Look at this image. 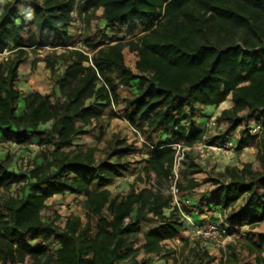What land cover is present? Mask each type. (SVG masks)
<instances>
[{
  "label": "trees",
  "instance_id": "1",
  "mask_svg": "<svg viewBox=\"0 0 264 264\" xmlns=\"http://www.w3.org/2000/svg\"><path fill=\"white\" fill-rule=\"evenodd\" d=\"M72 9L82 17L90 55L69 48ZM99 10L109 38L98 29L85 32ZM126 25L127 33L140 32L118 38ZM42 47L53 48L43 59L51 89L23 93L16 86L18 67L29 50ZM4 48L12 54L0 63L2 137L38 149L15 165L10 155L0 157V264L170 259L167 241L182 239L186 224L167 192L172 144L189 147L202 140L207 128L198 123L200 106H217L229 95L231 106L215 118L226 128L210 141L231 140L237 151L254 147L260 168L250 161L227 164L211 189L192 198L201 183L189 176L200 166L189 151L181 172L185 183L177 186L183 211L195 221H201L196 212L217 208L229 234L246 228L241 250L253 256V264H264V233L253 231L264 222V0H3L0 52ZM125 50L135 53L134 68ZM108 108L107 117H123L145 142L137 146L116 137L97 158L96 146L75 138L93 126L100 137ZM257 124L262 130H255ZM137 150L143 154L141 175L153 183L113 195L108 186L128 169L125 156ZM64 194L80 198L84 216L70 214L60 225L59 214L44 212L49 198ZM144 221L153 227L138 243ZM193 243L187 264L238 263L232 245L217 259L201 240Z\"/></svg>",
  "mask_w": 264,
  "mask_h": 264
},
{
  "label": "rangeland",
  "instance_id": "2",
  "mask_svg": "<svg viewBox=\"0 0 264 264\" xmlns=\"http://www.w3.org/2000/svg\"><path fill=\"white\" fill-rule=\"evenodd\" d=\"M100 15L101 11L99 10L90 19L88 26L86 24L85 32L92 33L94 30L98 29L102 32L105 31L107 37L109 38L112 36V33L109 30L105 29L104 20L100 17ZM70 28L72 32L76 31V27L71 26ZM126 28H128L127 25L123 27L122 32L117 34L118 38L127 40L140 32V29H134L132 33H127ZM40 54L41 52L39 50H29L28 58L31 62L29 71H27V74L21 79V84L19 80L16 81L18 85H21L22 90L29 87H33L38 90H45L51 84L49 80V71L45 68V62L43 60L46 54L44 56H41ZM124 57L126 63L134 68V64L136 61L135 53L125 50ZM33 63H35L34 68H32ZM25 64L26 63H24V65ZM59 67L62 68V65ZM109 112L110 109L108 108L104 114V119L101 122V130L103 131V134H101L100 137H97L100 130L99 126H93L89 133L75 138V143H81L87 146H96L98 148V151L95 153L97 158L103 156L104 153L102 150L105 148L107 141L110 139H114L117 137L119 139L126 140L127 143H137V146H140L141 143L137 135L134 134L129 124L123 117L119 116L109 118L107 117V114ZM213 115L214 114H204L202 115V118L207 120L206 124L212 119L215 122L216 117H212ZM206 124L205 127L210 130L207 134L208 140H211L213 137L215 138L216 136L220 135L226 128L224 125H218L216 123H214L211 128H208ZM37 149L38 147L34 143L28 145L26 148H23L16 142L5 141L2 137V132L0 131V157L10 155L13 158L14 165L15 160H18L20 158L25 159L28 156H34ZM255 154L256 149L252 146H248L238 151L234 149L231 153L228 154L210 157L201 164L196 161L194 157L195 161L198 162L200 169L194 175H190L189 177H194L201 183V185L196 188V191L194 192L192 198H197L202 191L211 189L213 187L211 181L212 178L215 177L217 173L222 172L224 166L227 164L239 166L243 162H246L250 159L252 160L251 162L254 168H260V164L256 160ZM125 160L127 162H130L128 169L120 178L116 179L112 184L108 186L113 195L125 194L126 192H128L132 185L136 189H139L145 186H149L151 183H153V180H151L150 182L147 179L144 180V177L141 175L142 163H140V160H143V154L140 151L137 150L131 152L130 154H127L125 156ZM137 176H142L143 179H137ZM126 177L128 179H125ZM181 182L185 183V179L182 175ZM10 193H15V186L11 188ZM77 200H80V198H76L73 194L55 195L48 199L47 203L50 205V208L45 210L44 214L49 217H54L55 214H59L60 218L56 222L60 225L63 224L65 218L70 214L79 215L83 218L84 211L80 207ZM193 212L195 213V210ZM204 212L205 209H203L202 213L196 212L195 214L198 217V215H201ZM215 217H205L203 219H200L201 221L199 223L207 224L214 221L213 219H215ZM152 227L153 225L149 222L144 221L141 223L139 233L137 234L138 243L141 242L144 232L151 229ZM245 231L246 228H243L239 232L231 233L225 237L208 239L193 234L191 229L188 228L185 224L183 226L182 239L181 237H178V240L173 239L171 241H167L168 248H171V250L173 251V253L171 254L172 257L170 259L153 257L151 264H187L189 250L192 246H194L193 242L198 239L201 240L202 248L207 250L210 255H214L217 259L224 254H229V252H231V249H229L228 246L232 245L235 247V251L239 257L237 264H253V256H249L246 251L241 250L242 236ZM253 231L264 233V222L260 223L258 227H256ZM23 264H30V260H26Z\"/></svg>",
  "mask_w": 264,
  "mask_h": 264
},
{
  "label": "built area",
  "instance_id": "3",
  "mask_svg": "<svg viewBox=\"0 0 264 264\" xmlns=\"http://www.w3.org/2000/svg\"><path fill=\"white\" fill-rule=\"evenodd\" d=\"M3 1V0H0ZM71 16L74 18V27H76V31L72 32V40L73 45L69 48H73L76 50L81 51L84 54L90 55V53L87 52V48L84 44V23L82 21V17H79L77 15V12L75 9H72L70 11ZM53 48L50 47H42L39 49L41 52V56H44L45 54L52 51ZM65 48L59 47L58 50H64ZM12 54V50L9 48H4L0 52V63H4L9 60L10 56ZM214 120H210L206 126L208 128H211L212 125H214ZM130 126V125H129ZM131 130L133 132H136V130L131 127ZM263 126L261 124H257L255 126L256 131L262 130ZM210 130L207 129V133L203 137L202 140L196 142L192 146H183L179 143H173L172 147L175 150V156L173 165L171 168V175H170V184L167 189V192L171 195V203L173 206H175L181 215L182 220L186 223L187 227L191 229L193 234H196L198 236H202L204 238L208 239H215V238H221L228 236L229 233L227 231V225L221 221L214 220L212 222H209L207 224H201L197 221H195L192 216H190L188 213L183 211L182 204H183V196L181 191L179 190L177 183L181 182V172L183 168V161L185 160V155L187 152L193 153L195 156L196 161H198L200 164L204 163L207 159L210 157H215L222 154H228L231 153L235 149V145L231 140H225L223 142H217V141H210L207 139V134ZM137 137L139 138V141L141 143L145 142L143 138L139 135V133H136ZM125 179H128L127 177ZM188 235V234H187ZM244 235V234H243ZM178 240L177 238H175Z\"/></svg>",
  "mask_w": 264,
  "mask_h": 264
},
{
  "label": "crops",
  "instance_id": "4",
  "mask_svg": "<svg viewBox=\"0 0 264 264\" xmlns=\"http://www.w3.org/2000/svg\"><path fill=\"white\" fill-rule=\"evenodd\" d=\"M24 63H26L25 65H24ZM30 59L27 57V59L23 62V63H21L20 65H19V67H18V79L17 80H19L20 81V84H21V79L27 74V71H29V67H30ZM43 63V62H42ZM16 86L23 92V93H28V92H31V91H39V92H41V93H48L49 91H50V89H51V84L49 85V87L48 88H46L45 90H38V89H36V88H31V87H29V88H27V89H23L22 90V87H21V85H18L17 83H16ZM225 103V104H224ZM231 100H230V95L227 97V99L225 100V101H223L222 103H220L219 105H217V106H212V105H210V106H200V118L198 117V123H199V125L201 126V127H204L205 126V124H206V119H204V118H202V115H204V114H208V115H210V114H214L212 117H216V116H218L219 114H220V112L223 110V109H225V108H229L230 106H231ZM204 121H205V124H204ZM246 161V160H245ZM247 161H252V160H247ZM237 164H238V162H237ZM239 166H241V165H239ZM207 208H205V212L203 213V214H201V215H198V218L199 219H203V218H209L210 216L212 217H215V219H213V220H217V221H222V219H221V217H220V214H219V211L217 210V208H212V210H210V211H207ZM202 217V218H201ZM219 219V220H218ZM140 226H141V224L139 225V229H140ZM150 230V229H149ZM149 230H147V231H145L144 232V234L146 233V232H148Z\"/></svg>",
  "mask_w": 264,
  "mask_h": 264
}]
</instances>
